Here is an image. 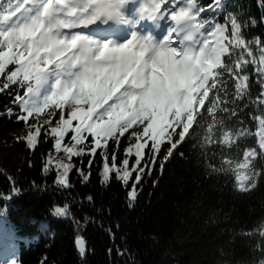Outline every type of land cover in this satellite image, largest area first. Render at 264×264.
Returning <instances> with one entry per match:
<instances>
[{
	"label": "snow or ice",
	"instance_id": "obj_1",
	"mask_svg": "<svg viewBox=\"0 0 264 264\" xmlns=\"http://www.w3.org/2000/svg\"><path fill=\"white\" fill-rule=\"evenodd\" d=\"M124 3L125 0H0V76L4 77L0 92L11 85L25 89L23 94L15 92L13 103L20 109L18 120L28 126L27 146L36 149L42 130L45 138L55 140L56 155L49 154L44 171L47 173L55 161L59 185L68 186L74 156L82 157L90 148L89 154L95 158L97 149H103L102 182L107 183L115 172L128 185L136 172L129 192L135 199L136 185L149 168V161L155 166L165 140L171 143L164 157L167 161L185 141L194 122L202 126L201 121H209L205 144L215 141L229 149L234 145L238 148L237 140L250 134L225 124L222 114L228 118L237 115L235 107H228L236 100L228 99L225 77L234 82L236 98L242 99L248 95L247 67L254 64L264 88V44L259 38L247 40L242 31L247 21L241 22L232 13L226 15L223 24L216 21L215 15L202 16L209 10H222V0H214L215 7H203L198 0H142L141 20H166L168 24L160 41L151 34L140 36L133 32L125 42L116 43L113 39L102 41L90 33L91 26L102 18L105 22L112 19L127 23L120 11ZM261 97L264 91L257 97L258 105H264ZM254 119L259 122L260 151L246 149L242 160L237 152L224 159L218 169L233 172L237 187L245 192L256 187L260 176L254 170L256 157L264 158V116ZM73 121L78 124L74 126ZM69 132L74 134L65 145ZM126 133L130 146L118 166L108 142L113 141L120 151V140ZM90 136L94 146L86 143ZM148 141L152 143L146 160ZM133 156L135 160L129 168ZM88 166L91 168V160ZM163 168L161 163V171ZM67 214V205L55 209L56 216ZM259 234L264 237V230ZM75 243L83 257V238L78 236Z\"/></svg>",
	"mask_w": 264,
	"mask_h": 264
},
{
	"label": "trees",
	"instance_id": "obj_2",
	"mask_svg": "<svg viewBox=\"0 0 264 264\" xmlns=\"http://www.w3.org/2000/svg\"><path fill=\"white\" fill-rule=\"evenodd\" d=\"M229 2L240 5L241 12L250 16L246 20L248 40L257 36L264 44V0ZM247 71V96L236 98L235 84L229 81L227 85L229 101L236 100L228 107H235L237 115L228 118L222 114L228 127L250 133L237 140L239 147L229 149L215 141L205 144L209 121H201L202 126L194 122L167 161L164 157L171 143L165 140L155 166L149 161L136 185L135 199L129 192L136 172L128 185L115 172L107 183L102 182L103 149H97L95 158L89 154L90 148L82 157L74 156L68 186L59 185L55 161L44 171L49 154L56 155L55 140L45 138L42 130L36 149H30L25 139L28 126L18 120L20 109L13 103L15 92L23 94V90L11 85L0 92V212L10 233L18 231L20 236L11 243L0 235V264H260L264 260V237L259 234L264 230V158L256 157L254 170L260 176L256 187L247 192L237 188L233 172L218 171L224 159L238 152L242 160L243 151L256 145L259 122L254 117L264 116V105L256 101L264 88L257 69ZM3 80L1 77L0 82ZM73 134L65 137V145ZM129 138L128 133L121 138L120 151L113 141L108 142L118 166L130 146ZM150 142L144 150L146 160ZM86 143L94 146L93 138L88 137ZM134 160L133 156L129 168ZM81 172L88 175L87 180ZM65 205L68 214L56 216L55 209ZM78 236L85 242L83 257L75 243Z\"/></svg>",
	"mask_w": 264,
	"mask_h": 264
},
{
	"label": "bare ground",
	"instance_id": "obj_3",
	"mask_svg": "<svg viewBox=\"0 0 264 264\" xmlns=\"http://www.w3.org/2000/svg\"><path fill=\"white\" fill-rule=\"evenodd\" d=\"M199 1H203V0H199ZM203 5H204V7H207V4L206 3H203ZM135 5L133 4V7H134ZM141 6H142V0H141ZM132 7V6H131ZM234 15H236L240 20H241V22H244V21H246L248 18H250V16L249 15H245L243 12H241V11H239V12H236V13H234ZM246 29H247V27H245V28H243L242 29V31L244 32V36H245V38L248 40V38H247V32H246ZM99 34H101V35H108V33H104V32H101V33H99ZM252 39H249V40H254L255 38H257V36H252L251 37ZM253 50H254V52H255V45H253ZM228 63H230V62H228ZM247 74H248V71H247ZM227 80L229 79L227 76L225 77ZM233 82L232 80H228V82ZM250 82V81H249ZM234 83V82H233ZM228 89H230V87L228 86ZM239 189V188H238ZM240 190V189H239ZM11 191H16V189H12ZM8 232V233H5V234H3V232ZM11 232V230H9V229H2V230H0V235L1 234H3V236H6V237H9V238H12V239H14V240H18L19 238H20V236H19V234H18V231L16 232V235L15 234H13V233H10Z\"/></svg>",
	"mask_w": 264,
	"mask_h": 264
}]
</instances>
